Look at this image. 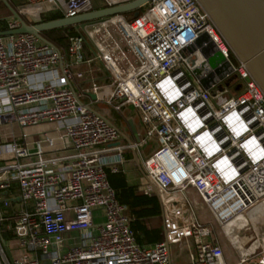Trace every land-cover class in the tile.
Here are the masks:
<instances>
[{"label": "built area", "instance_id": "built-area-1", "mask_svg": "<svg viewBox=\"0 0 264 264\" xmlns=\"http://www.w3.org/2000/svg\"><path fill=\"white\" fill-rule=\"evenodd\" d=\"M94 1L28 5L74 18L94 11ZM99 1L106 7L122 2ZM145 9L133 20L117 16L92 25H99L97 39L87 27L70 39L66 54L31 34L0 36V264H172V247L188 241L194 264H227L212 227L195 215L192 192L221 227L264 203V91L197 0H153ZM6 22L5 32L20 27L14 17ZM203 35L217 52L198 63L200 51L189 48ZM93 62L113 80L107 105L134 107L146 129L139 143L116 147L113 157L106 153L120 142L119 129L83 104L85 95L72 85L84 77L73 69ZM206 62L207 78L238 75L245 83L235 86H242L234 89L238 95L214 97L216 86L205 90L191 78ZM99 91L93 84L91 93ZM56 123L63 129L57 137L44 133L30 142L25 132ZM150 142L157 148L143 161L142 191L159 200L163 240L142 247L107 171L119 173L124 150ZM67 143L72 156L49 155ZM97 211L103 223H95ZM248 252L237 264L256 258L264 264V250Z\"/></svg>", "mask_w": 264, "mask_h": 264}, {"label": "crops", "instance_id": "crops-1", "mask_svg": "<svg viewBox=\"0 0 264 264\" xmlns=\"http://www.w3.org/2000/svg\"><path fill=\"white\" fill-rule=\"evenodd\" d=\"M19 10V13L23 14L24 17L27 16V11H24V6L29 4L28 0H11ZM11 1L10 4H11ZM0 2H2L0 0ZM3 3V2H2ZM4 4V3H3ZM12 6V5H11ZM95 9H99L101 7V2L99 0L94 1ZM3 16V15H1ZM13 17V16H12ZM5 18L4 16L1 19ZM27 20L30 21L28 17ZM8 19V18H5ZM1 33V28H0ZM91 57V53H90ZM75 73H82L84 75L82 80H74L72 82L73 88L82 94L85 95L82 102L83 104L90 106L94 111L103 115L107 118L111 123H113L121 133L120 142L113 144L108 147L110 151L106 153L107 157H113L115 154V148L118 146L125 147L129 144H136L141 141L145 136V126L142 124L140 115L138 111L132 106H125L120 111H115L111 107L107 105L106 99L113 91V80L106 73L103 67L97 63L93 62L88 64H82L73 69ZM97 84L100 87L99 96L94 100L90 95L92 85ZM88 91V92H87ZM90 91V92H89ZM133 124V126L131 125ZM51 131H48V135L51 137H57L60 133H63V129L61 130V124H51ZM133 127L135 129H133ZM135 130V131H134ZM157 145L155 142H150L147 146L139 148L138 150H124V162L119 165L120 172L124 175L126 179V183L130 187H137L140 191H142L143 187L147 183L145 173L142 168L143 161L146 158H149ZM73 150L71 148L70 143L58 144L57 148L53 151H50V156H55L59 158L72 156ZM119 172V173H120ZM17 190V189H16ZM196 193L195 191L191 194V202L192 196ZM202 198V197H201ZM126 203H130L129 199H124ZM159 201V200H158ZM160 204V203H159ZM193 209L197 218L201 217L205 219L203 216H198L197 209L195 208L193 202ZM160 206V205H159ZM129 211V209H128ZM128 213V212H127ZM210 213V212H209ZM211 214V213H210ZM95 223L100 224L103 223L104 219L101 215V212L97 211L94 213ZM211 217V216H210ZM208 218L204 225L210 226L213 229L214 238L217 243L222 247L225 254V259L227 264H237L239 260V256L244 254L245 252L256 251V255L261 253L264 250V203L252 209L242 217L236 218L229 225H231L230 232L227 231V226L221 227V232L218 233L216 226L212 225L210 222L211 218ZM198 218V219H199ZM132 222V221H131ZM151 228H161L163 231V220H162V212L160 206V214L159 217H155L149 223ZM220 234V236H219ZM70 235H68L69 237ZM71 236H78L77 234H72ZM157 244V243H156ZM148 245L144 247H153L154 245ZM248 252V253H250ZM195 253V248L193 243L188 241L182 246H175L171 249V261L172 264H194L191 261V255ZM259 258L253 259L248 264H255L258 262Z\"/></svg>", "mask_w": 264, "mask_h": 264}, {"label": "water", "instance_id": "water-1", "mask_svg": "<svg viewBox=\"0 0 264 264\" xmlns=\"http://www.w3.org/2000/svg\"><path fill=\"white\" fill-rule=\"evenodd\" d=\"M1 1L8 8L12 16L19 22L20 27L16 30L1 33L0 36L6 37L31 34L38 37L42 42L55 47L42 37L43 33L69 27H74L82 33L87 27L113 17L125 16L133 13V17L138 18L141 14V10L153 0H132L112 7L94 10L74 18H61L35 25L28 24L22 18L21 14L11 6L8 0ZM197 1L224 36L235 57L247 66L253 78L264 91V0ZM205 44H207L206 47H204ZM198 50L203 58L208 60L212 54L217 52L216 47L210 42L207 35L200 37L196 43L189 48L191 54ZM192 64L195 65V61H193ZM208 70H210V67L206 62L200 67L195 68L192 72L194 78L199 81L200 85L205 90H211L226 78V74L207 78L206 74ZM229 86L230 85L227 84V87ZM241 88L242 86L239 85L235 88V91L240 92ZM90 96L94 100L96 99L94 95ZM131 125L133 126L132 123ZM133 129L135 128L133 127Z\"/></svg>", "mask_w": 264, "mask_h": 264}, {"label": "trees", "instance_id": "trees-1", "mask_svg": "<svg viewBox=\"0 0 264 264\" xmlns=\"http://www.w3.org/2000/svg\"><path fill=\"white\" fill-rule=\"evenodd\" d=\"M12 7L19 13L18 7L11 1ZM106 8L103 4L99 9ZM98 10V9H95ZM145 8L141 10L142 15L145 12ZM0 15L5 18L12 17V14L8 8L0 2ZM22 18L30 25H35L44 22H51L63 18L59 13H49L42 21L38 23L27 20L26 17L21 15ZM128 20H133V13L125 15ZM0 18L1 32H5L8 29L6 19ZM81 32L74 27L58 29L54 31L45 32L42 37L52 43L62 54H66L69 48L70 39L80 36ZM108 180L111 187L116 191L118 199L128 206L127 216L132 221L131 227L135 234L136 240L142 247L159 243L163 240V231L161 228H151L149 223L159 217L160 204L157 197H148L144 195L143 191H140L137 187H130L126 183L124 175L120 172L112 174L107 171ZM129 199L130 203L123 201Z\"/></svg>", "mask_w": 264, "mask_h": 264}, {"label": "rangeland", "instance_id": "rangeland-1", "mask_svg": "<svg viewBox=\"0 0 264 264\" xmlns=\"http://www.w3.org/2000/svg\"><path fill=\"white\" fill-rule=\"evenodd\" d=\"M121 4L122 3H126L132 0H121ZM43 6H34V5H28L26 4L24 6V11H27V16L31 22H40L42 21V19L48 15L49 13L46 12L44 10ZM22 14V13H21ZM23 15V14H22ZM24 16V15H23ZM3 17L0 15V18ZM152 19V18H150ZM153 20V19H152ZM99 25L98 26H90L87 28V33L93 38V39H97L98 35H99ZM194 59L197 60L198 63L202 62L203 60V56L201 55L200 52L196 53L194 55ZM191 78L194 79L193 74H191ZM227 84H229L230 86L227 87ZM237 84H241V85H245V83L238 77L237 74H233L232 76H230L229 78L221 81L214 89L211 90V95L214 97H218V96H236L238 95V93H236L234 91L235 86ZM222 90V91H221ZM51 124H46V125H41L38 127H29L25 129L26 134L29 136L30 142L31 141H35L37 139H41L42 135L48 131H51V126H49ZM21 129L16 128V134L20 133ZM10 134V128H5L4 129V135L5 136H9ZM192 202L195 206V208L197 209L198 212V216H203L206 220L210 217L211 220L210 222H212V225L216 226V229L218 230V233L221 232V227L219 226V224L215 221V219L213 218V216L209 213L204 200L197 194L194 193L192 196ZM199 218V217H198ZM205 219H202L201 217L199 218V221L201 224H205L207 221H205ZM208 228V227H207ZM206 228V229H207ZM207 234H208V230L204 231V236L207 240ZM220 236V234H219ZM70 245H67V247H69ZM253 264V263H251Z\"/></svg>", "mask_w": 264, "mask_h": 264}, {"label": "bare ground", "instance_id": "bare-ground-1", "mask_svg": "<svg viewBox=\"0 0 264 264\" xmlns=\"http://www.w3.org/2000/svg\"><path fill=\"white\" fill-rule=\"evenodd\" d=\"M253 145H254V140H251V141L246 143L245 147H246L247 150L251 151V149L253 148ZM230 228H231V225H229L227 227L228 233L230 232Z\"/></svg>", "mask_w": 264, "mask_h": 264}]
</instances>
